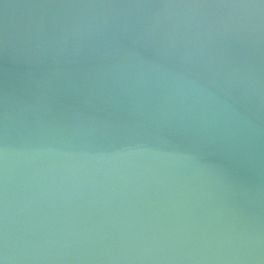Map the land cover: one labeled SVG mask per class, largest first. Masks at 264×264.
Wrapping results in <instances>:
<instances>
[{
	"label": "water",
	"instance_id": "95a60500",
	"mask_svg": "<svg viewBox=\"0 0 264 264\" xmlns=\"http://www.w3.org/2000/svg\"><path fill=\"white\" fill-rule=\"evenodd\" d=\"M252 2L0 0V264H264Z\"/></svg>",
	"mask_w": 264,
	"mask_h": 264
},
{
	"label": "clouds",
	"instance_id": "9594fccd",
	"mask_svg": "<svg viewBox=\"0 0 264 264\" xmlns=\"http://www.w3.org/2000/svg\"><path fill=\"white\" fill-rule=\"evenodd\" d=\"M203 5L199 4H190V5H183V7H189V8H198L202 7ZM166 7H173V5H168ZM225 7H242L246 9H256L259 10V13L264 16V0H255V2L252 3H244V4H230L225 5Z\"/></svg>",
	"mask_w": 264,
	"mask_h": 264
}]
</instances>
